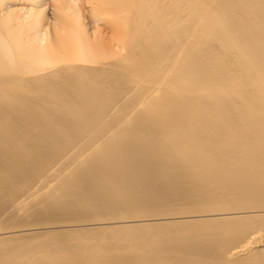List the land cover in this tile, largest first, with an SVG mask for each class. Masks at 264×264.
Returning a JSON list of instances; mask_svg holds the SVG:
<instances>
[{"label":"bare ground","instance_id":"1","mask_svg":"<svg viewBox=\"0 0 264 264\" xmlns=\"http://www.w3.org/2000/svg\"><path fill=\"white\" fill-rule=\"evenodd\" d=\"M43 225L0 264H264V0H0V231Z\"/></svg>","mask_w":264,"mask_h":264},{"label":"rangeland","instance_id":"2","mask_svg":"<svg viewBox=\"0 0 264 264\" xmlns=\"http://www.w3.org/2000/svg\"><path fill=\"white\" fill-rule=\"evenodd\" d=\"M70 224H71V223H69L68 225L65 224V226H64V224H63V226H61L62 224H59V226L56 225V224H55V225H56V229H58V227H59V228L72 227V224H71V225H70ZM84 224H85V223H84ZM75 225H76V224H75ZM88 225H89V224H88ZM88 225L86 224V225H84V226H88ZM51 226H52V225H50V226H48V225H43V226H41V227H40V226H37V227H25V228H22V229L20 228V229H13V230H12V229H9V231H7V232H6V230H5L4 233H3V231H2V232L0 231V234H1V233H2V234H9V233H15V232H19V231H21V232H24V231H30V230L32 231V230H34V229H35V230H41V229L43 230L44 228H45V229H49V228H51ZM57 226H58V227H57ZM60 226H61V227H60ZM53 228H55L54 225L52 226L51 229H53ZM16 230H17V231H16Z\"/></svg>","mask_w":264,"mask_h":264}]
</instances>
